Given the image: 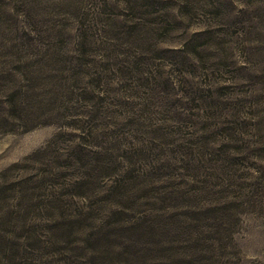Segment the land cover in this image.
Segmentation results:
<instances>
[{
	"label": "rangeland",
	"instance_id": "374dc122",
	"mask_svg": "<svg viewBox=\"0 0 264 264\" xmlns=\"http://www.w3.org/2000/svg\"><path fill=\"white\" fill-rule=\"evenodd\" d=\"M0 264H264V0H0Z\"/></svg>",
	"mask_w": 264,
	"mask_h": 264
}]
</instances>
